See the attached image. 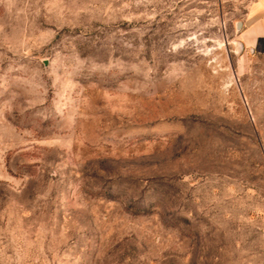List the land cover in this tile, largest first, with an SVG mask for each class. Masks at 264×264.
I'll use <instances>...</instances> for the list:
<instances>
[{"label":"rangeland","instance_id":"rangeland-1","mask_svg":"<svg viewBox=\"0 0 264 264\" xmlns=\"http://www.w3.org/2000/svg\"><path fill=\"white\" fill-rule=\"evenodd\" d=\"M247 1L0 0V264H264Z\"/></svg>","mask_w":264,"mask_h":264},{"label":"crops","instance_id":"crops-1","mask_svg":"<svg viewBox=\"0 0 264 264\" xmlns=\"http://www.w3.org/2000/svg\"><path fill=\"white\" fill-rule=\"evenodd\" d=\"M239 37L248 50L264 46V0L247 1Z\"/></svg>","mask_w":264,"mask_h":264},{"label":"water","instance_id":"water-1","mask_svg":"<svg viewBox=\"0 0 264 264\" xmlns=\"http://www.w3.org/2000/svg\"><path fill=\"white\" fill-rule=\"evenodd\" d=\"M239 26H241V22L239 23Z\"/></svg>","mask_w":264,"mask_h":264}]
</instances>
